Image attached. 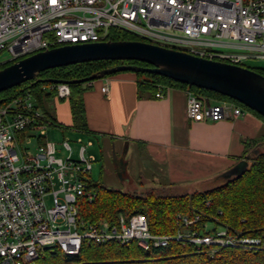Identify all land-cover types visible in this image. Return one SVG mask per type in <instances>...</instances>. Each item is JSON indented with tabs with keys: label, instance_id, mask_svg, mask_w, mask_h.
<instances>
[{
	"label": "built area",
	"instance_id": "obj_1",
	"mask_svg": "<svg viewBox=\"0 0 264 264\" xmlns=\"http://www.w3.org/2000/svg\"><path fill=\"white\" fill-rule=\"evenodd\" d=\"M110 30L250 70L249 62H264V0H0V55H7L0 66L56 47L103 42ZM48 90L59 100L70 97L65 84ZM100 91L107 95L109 83ZM166 91L159 88L155 99ZM185 94L189 123L247 113L229 102ZM49 124L28 93L0 106V264H36L52 249L75 257L83 245L111 243L148 250L176 242L211 255L222 248L262 249L259 239L229 236L222 228L207 232L211 224L191 230L200 220L197 213L177 215L174 235L151 234L141 214L119 215L115 222L85 219L82 205L95 199L89 182L94 157L86 155L90 143L73 160L65 140L67 156L58 157L55 143L46 139ZM34 141V151L26 148Z\"/></svg>",
	"mask_w": 264,
	"mask_h": 264
},
{
	"label": "trees",
	"instance_id": "obj_2",
	"mask_svg": "<svg viewBox=\"0 0 264 264\" xmlns=\"http://www.w3.org/2000/svg\"><path fill=\"white\" fill-rule=\"evenodd\" d=\"M106 40L135 41L138 38L124 31L110 30ZM12 63L4 64L0 66V69ZM125 64L149 67L147 64L136 61H98L47 70L38 74L36 79L71 81ZM252 70L264 77V68ZM130 74L136 77L139 93L147 92L154 96L159 88H180L208 96L216 101L235 104L264 121L257 113L214 92L188 87L152 74ZM88 84L91 83L69 86L68 100L71 115L73 119L75 116L80 118L81 131L86 128L82 94L86 90L83 87ZM50 86L49 83L34 84V80L26 82L19 87L1 92L0 100L3 102L0 106L18 94L28 93L34 97L45 116L52 120L45 103L47 99L55 95L53 91H46ZM52 121L54 122V119ZM262 142L264 146V137ZM252 160L242 173L225 184L190 194H172L168 188L154 187L142 189V192H126L101 184H90L95 193V199L91 204H83L81 212L84 218L91 222L99 220L115 222L119 215L141 214L146 217L149 232L153 235H174L178 230L177 215L191 217L197 213L200 220L191 226V230L203 231L206 224H211L214 231L222 228L229 236L259 239L261 250L222 248L211 255L196 253L193 247H183L176 242H171L166 248L150 247L148 250L140 249L135 243L127 247L111 243L104 246L83 245L75 257H65L57 249L45 250L36 264H264V148L257 150Z\"/></svg>",
	"mask_w": 264,
	"mask_h": 264
},
{
	"label": "crops",
	"instance_id": "obj_3",
	"mask_svg": "<svg viewBox=\"0 0 264 264\" xmlns=\"http://www.w3.org/2000/svg\"><path fill=\"white\" fill-rule=\"evenodd\" d=\"M105 83H109L107 95L100 91ZM83 88L85 130L74 129L67 99L61 100L65 107L50 116L52 120L53 116L68 117V121L53 122L47 117L50 124L46 136L63 129L83 135L85 146L90 143L87 150L94 147L92 140L97 138L121 142L130 152L135 147L138 153L132 152L128 163L131 173H157L172 184L199 177L218 179L226 173L237 176L250 165L257 150L264 148V121L251 113L231 120L189 123L185 118L186 94L180 88L168 89L162 99H155L147 92L139 93L136 77L130 73ZM81 142L78 137L77 143ZM79 148L75 154L71 150L73 160L78 159ZM88 155L96 161L94 154Z\"/></svg>",
	"mask_w": 264,
	"mask_h": 264
},
{
	"label": "water",
	"instance_id": "obj_4",
	"mask_svg": "<svg viewBox=\"0 0 264 264\" xmlns=\"http://www.w3.org/2000/svg\"><path fill=\"white\" fill-rule=\"evenodd\" d=\"M98 61H136L149 65H117L71 81L36 76L44 71ZM146 73L232 99L264 119V77L253 70L199 58L143 41H103L65 45L29 55L0 69V93L34 80L77 85L117 73ZM3 100H0V104Z\"/></svg>",
	"mask_w": 264,
	"mask_h": 264
},
{
	"label": "rangeland",
	"instance_id": "obj_5",
	"mask_svg": "<svg viewBox=\"0 0 264 264\" xmlns=\"http://www.w3.org/2000/svg\"><path fill=\"white\" fill-rule=\"evenodd\" d=\"M7 55H0V64L6 61ZM247 66L251 69H262L264 68V62L261 61H252L247 64ZM99 81V80H96ZM94 81V82H96ZM48 91V89H46ZM32 96V95H31ZM33 97V96H32ZM65 101L59 100L55 95L46 100V106L49 113H53L58 108H64L63 104ZM245 112L251 113L248 110L242 108ZM53 115V114H52ZM54 121L58 119V117L53 116ZM72 123L75 130L80 131L79 124L80 118L75 116L73 119L72 115ZM68 121V117H63L62 119H58L57 121ZM58 122V123H59ZM60 124V123H59ZM81 138V143H77V138ZM68 139V143L71 147L72 152L75 154L77 149L80 146H85L86 141L85 137L80 133L70 132L63 129H58L57 131H53V135L46 136V139L51 140L55 143L56 147L59 149V152L56 154L58 157L64 158L66 153L62 149V143L65 139ZM94 147L89 148L86 151V155L94 154L97 159L92 163L91 173L89 174V182L91 185L93 184H101L108 188H114L126 192H142V189H148L151 187L154 188H168L172 194H186L192 193L194 190H210L215 188L216 186L223 185L227 181L233 179L235 175L226 173L221 175L218 179H211L208 177H199L196 179H183V181L171 183L169 180L163 181L157 175V173H131L128 168V163L133 158H130V154L132 152H137L138 149L133 147V150L130 152L129 149L123 147L121 142L111 141L109 138H97L93 139ZM113 142V143H110ZM26 147V146H24ZM29 150L34 151L35 149V141L29 147H26ZM138 153V152H137ZM143 155V154H141ZM253 161V160H252ZM203 174V173H201ZM239 174V173H238ZM236 174V175H238ZM205 176V175H204ZM222 178V179H221ZM221 179V180H220ZM215 184H219L216 185ZM195 188V189H192ZM213 227L211 225L207 226L206 231L211 232Z\"/></svg>",
	"mask_w": 264,
	"mask_h": 264
}]
</instances>
